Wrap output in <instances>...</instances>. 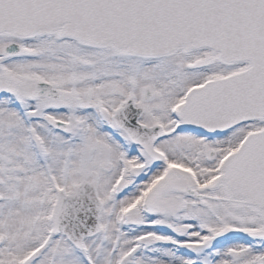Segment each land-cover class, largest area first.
Returning <instances> with one entry per match:
<instances>
[{
	"label": "snow or ice",
	"instance_id": "1",
	"mask_svg": "<svg viewBox=\"0 0 264 264\" xmlns=\"http://www.w3.org/2000/svg\"><path fill=\"white\" fill-rule=\"evenodd\" d=\"M0 264H264V0H0Z\"/></svg>",
	"mask_w": 264,
	"mask_h": 264
}]
</instances>
